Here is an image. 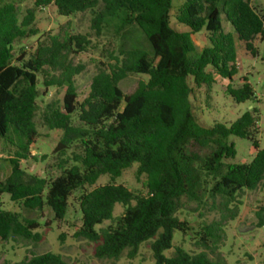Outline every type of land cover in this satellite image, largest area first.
Wrapping results in <instances>:
<instances>
[{
  "label": "trees",
  "instance_id": "trees-1",
  "mask_svg": "<svg viewBox=\"0 0 264 264\" xmlns=\"http://www.w3.org/2000/svg\"><path fill=\"white\" fill-rule=\"evenodd\" d=\"M178 1L174 16L189 29L186 34L170 26L172 0H33L34 8L22 18L14 0H0V139L14 148V157L8 159L11 172L0 183V195L29 211L47 206L53 218L62 221L69 197L79 191L81 224L74 237L91 243L97 259L117 260L125 250L132 259L140 245L150 241L154 264H218L207 251L214 252L223 223L237 216L240 193L256 190L264 182V150L254 138L256 112L246 111L229 125L205 127L194 116L190 99L195 90L209 91L214 75L229 81L225 91L235 103L254 97L245 77L238 88L231 85L236 75L233 38L254 56L252 43L263 37V18L251 0ZM49 5L65 18L88 12L96 38L110 27L117 37V47L108 52L107 62H99L80 102L74 78L85 67L73 64L72 57L87 52L88 34L69 32L67 23L45 41L15 51L17 41L37 34L35 10ZM132 29L141 33L142 41ZM201 31L208 44L197 53L190 36ZM129 75H143L146 80L139 79L123 93L119 83ZM50 88L64 89V94L60 104L47 103L40 114L48 130L61 132L52 150L59 174L46 180L27 174L19 162L30 157L37 136V100ZM231 136L252 142L255 155L249 164L225 162L235 156ZM77 146L80 151L75 153L72 149ZM133 163L136 179L145 177V196L113 184ZM102 175L111 183L85 190ZM205 198L219 200L221 217L195 233L194 245L200 251L177 248L166 258L163 252L171 248L174 231L189 230L188 223L177 217L182 200L195 202L197 208ZM117 204L123 212L115 218ZM263 213L264 205L256 212L258 227L264 225ZM105 221L113 224L95 230ZM38 228V221L0 205L1 241L39 243L43 235ZM18 264L67 263L61 255L45 252L25 256Z\"/></svg>",
  "mask_w": 264,
  "mask_h": 264
},
{
  "label": "rangeland",
  "instance_id": "rangeland-1",
  "mask_svg": "<svg viewBox=\"0 0 264 264\" xmlns=\"http://www.w3.org/2000/svg\"><path fill=\"white\" fill-rule=\"evenodd\" d=\"M18 15L22 18L28 10L34 8L33 0H14ZM178 0H172V8L169 13L170 26L179 33L186 34L189 29L178 23L175 19V12L179 6ZM251 5L263 18V37H257L253 41L255 55L245 50L244 44L239 42L236 36L233 38V51L235 62L232 63L236 70V75L231 82L233 88H238L242 84L241 78L245 77L254 91V97L244 103H235L227 94L226 86L229 81L214 75L215 82L209 91L204 88L195 90L191 95L193 114L197 121L205 127H211L214 123L229 125L239 118L246 111H255L257 117V133L254 135L260 150H264V0H251ZM91 15L88 12L76 14L70 18L61 17L57 14L53 5L35 10V21L33 27L37 34L33 37L21 39L16 42L15 51L20 48L30 49L37 41H45L48 35H55L61 32L65 25L69 23L71 33L88 34L90 46L85 53H80L72 57L73 64H82L85 69L75 76L74 84L77 93V101H82L88 94L92 76L97 72L99 62H107L108 52L116 46V36L112 27L99 38L93 35L90 30ZM226 31H231L230 26L222 19ZM136 37L142 41V35L136 29H132ZM197 48V53L207 46L208 42L203 31L190 36ZM111 41V44L108 43ZM210 70V69H209ZM39 79V89L42 92ZM139 79H145L143 75H129L119 83L123 93L135 85ZM64 89L50 88L45 95L38 100L39 109L35 117L37 136L30 146V157L19 162L20 168L27 174L37 175L46 180L53 179L59 174L56 167L57 159L52 154L61 132L58 130H48L41 121V111L45 104L52 101L61 103ZM235 149L233 159L225 161L232 164H249L255 155L252 142L247 139L229 137ZM192 150H197L194 147ZM14 148L7 145L0 139V183H3L10 175L11 165L9 158L14 157ZM79 152V147L72 149ZM67 155H70L68 152ZM137 163H133L124 170L120 177L113 182L115 185H122L135 196H145V177L136 179ZM111 183L107 175H102L92 187H86L90 191L97 186ZM80 192H74L68 200L67 211L62 221L53 218L52 211L45 206L42 211H29L22 206L12 203L8 195H0V205L3 210L19 212L27 219L38 221L39 228L36 230L43 235V240L39 243L30 241H1L0 240V264H18L25 256L32 254L39 255L45 252L59 254L67 264H154L150 241L140 245L134 258H128L129 250H125L120 258L97 259L93 256L92 244L82 238H75L74 233L81 224V214L78 206ZM204 205L197 207V204L187 199L181 202V209L177 213L180 220L188 223L189 230L186 234L174 231L172 246L163 252L166 258L174 255L177 248H181L187 253H198L194 242L195 233L200 230L203 224L218 221L221 217L219 210V200L212 202L204 199ZM240 205H237V216L233 220L223 223V233L221 239L213 247V253L207 251L209 258L218 264H264V225L258 227L259 220L256 212L264 205V182L253 191L244 190L237 198ZM232 207V206H231ZM197 209L196 211L194 209ZM123 207L115 205L114 217L122 214ZM264 220V213L261 215ZM48 222L49 226H45ZM113 222L105 221L95 226V230L112 225ZM63 235V239L60 236Z\"/></svg>",
  "mask_w": 264,
  "mask_h": 264
}]
</instances>
